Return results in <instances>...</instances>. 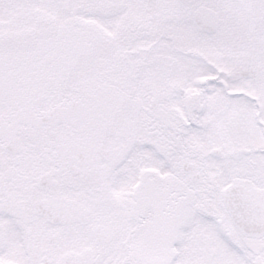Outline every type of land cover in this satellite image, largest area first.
<instances>
[{
    "label": "snow or ice",
    "instance_id": "obj_1",
    "mask_svg": "<svg viewBox=\"0 0 264 264\" xmlns=\"http://www.w3.org/2000/svg\"><path fill=\"white\" fill-rule=\"evenodd\" d=\"M0 264H264V0H0Z\"/></svg>",
    "mask_w": 264,
    "mask_h": 264
}]
</instances>
